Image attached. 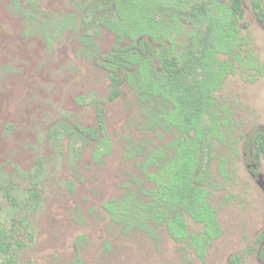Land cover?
Masks as SVG:
<instances>
[{
    "label": "rangeland",
    "instance_id": "374dc122",
    "mask_svg": "<svg viewBox=\"0 0 264 264\" xmlns=\"http://www.w3.org/2000/svg\"><path fill=\"white\" fill-rule=\"evenodd\" d=\"M84 3L0 0V187L18 203L5 212L0 192V224L9 232L2 241L20 242L13 264H258L264 196L247 165L251 138L264 128V25L249 0H243L235 34L242 42L234 52L217 54L229 67L211 91L217 132L204 149L209 168L200 182L213 214L209 230L180 207L165 209L161 221L149 211L143 223L136 218L130 225L113 221L104 208L125 200L132 210L151 203L157 185L148 176L158 177L173 158L171 142L179 134L151 126L147 103L125 82L121 97L108 100L100 57L128 41L104 27L92 36L93 45L81 43L73 30L60 31L56 21L79 18ZM174 11L159 8L158 18L170 20ZM25 12L35 16L32 22ZM182 18L173 44L164 43L175 53L193 45L192 26ZM96 103L104 108L109 152L96 160V142L77 139L73 158L68 135H49L62 123L96 127ZM168 109L155 101L158 115ZM257 172L264 179L263 158ZM176 212L173 228H182L184 238H175L166 224Z\"/></svg>",
    "mask_w": 264,
    "mask_h": 264
},
{
    "label": "trees",
    "instance_id": "16d2710c",
    "mask_svg": "<svg viewBox=\"0 0 264 264\" xmlns=\"http://www.w3.org/2000/svg\"><path fill=\"white\" fill-rule=\"evenodd\" d=\"M84 1L79 18L70 15L56 21L60 31L70 29L79 33V41L84 45H93L92 36L98 35L101 27L115 35L119 42L128 41L124 46H114L108 54L100 57L102 62L99 65L106 71L109 84L108 100L111 102L121 97V85L125 82L141 102L147 103L144 108L151 126L176 128L179 134L171 142L175 152L173 158L163 166L158 177L148 176L157 185L156 193H150L151 203L132 210L130 201L125 200L109 203L104 208L113 221L130 225L136 218L143 223L149 211H154L155 218L161 221L165 218V209L177 211L180 207L194 220L204 222L209 230L213 214L204 206V189L200 182L209 168L208 152L204 149L210 146L209 140L217 132L216 117L211 109V91L229 67L217 59V54L234 52L242 42L235 34L242 17L243 0ZM263 1L249 0L253 16L261 25H264ZM159 8L174 9L175 15L170 20L159 19ZM24 16L29 22L35 17L27 12ZM182 16H186V22L192 26L193 45L186 52L175 53L172 46L168 48L164 43L173 44L172 37L178 33L180 23L185 21ZM159 100L170 108L161 115L154 110V103ZM94 108L96 127L70 128L62 123L49 135L55 139L68 135L73 158L79 151L74 149L77 139L83 143L96 142L93 152L96 160L109 152L108 142L102 138L106 130L104 108L97 103ZM205 115L207 124L203 121ZM251 149L255 157L260 153L264 155V134L260 130L251 138ZM0 192L8 206L4 211L12 213L18 205L16 199L7 187H0ZM4 211L0 207V217ZM179 214L176 212L166 224L175 238H184L182 228H173ZM7 234L9 232L0 224L1 264H13L14 250L20 246V242L14 245L2 241ZM261 257L264 258V254Z\"/></svg>",
    "mask_w": 264,
    "mask_h": 264
},
{
    "label": "flooded vegetation",
    "instance_id": "af4514ba",
    "mask_svg": "<svg viewBox=\"0 0 264 264\" xmlns=\"http://www.w3.org/2000/svg\"><path fill=\"white\" fill-rule=\"evenodd\" d=\"M260 132L264 134V128L260 127ZM245 158V156H243ZM250 158H251V164L247 165V170L249 172L250 177L256 182L258 185L262 195L264 196V179L260 173L257 172V168L260 165V158L264 159V155L260 153L257 157H255L254 152L250 151ZM264 227V226H263ZM264 237L261 238V240ZM262 254H264V241L260 242V245L258 246L257 252H256V258L258 264H264V258H262Z\"/></svg>",
    "mask_w": 264,
    "mask_h": 264
}]
</instances>
